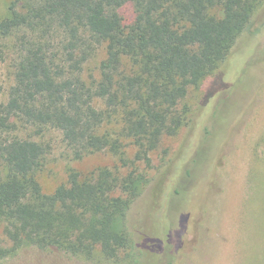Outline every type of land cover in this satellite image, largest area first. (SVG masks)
<instances>
[{
  "label": "trees",
  "instance_id": "obj_1",
  "mask_svg": "<svg viewBox=\"0 0 264 264\" xmlns=\"http://www.w3.org/2000/svg\"><path fill=\"white\" fill-rule=\"evenodd\" d=\"M86 34L107 51L101 80L90 83L82 78L92 50ZM16 36L15 83L0 103V222L9 242L0 244V260L30 247L92 262L131 257L129 212L144 200L145 217L166 225L177 174L173 161L153 180L151 155L186 126L196 135L228 90L217 109L221 149L264 86L258 62L243 60L264 43V0H15L0 18V37ZM209 76L191 110L185 99ZM19 122L57 128L77 158L108 151L119 165L71 170L47 194L39 180L46 147L4 136Z\"/></svg>",
  "mask_w": 264,
  "mask_h": 264
},
{
  "label": "rangeland",
  "instance_id": "obj_2",
  "mask_svg": "<svg viewBox=\"0 0 264 264\" xmlns=\"http://www.w3.org/2000/svg\"><path fill=\"white\" fill-rule=\"evenodd\" d=\"M14 1L0 0V18L9 15ZM85 36L92 50H87L90 57L83 65L82 78L88 83L100 81L101 66L107 59L106 46L91 41V35ZM28 37L34 38L31 34ZM18 39L0 37V103L7 100L15 83ZM249 53L243 60L248 63L253 58L264 73V43ZM212 79L209 76L199 89L190 90L185 104L191 110ZM229 98L228 90L218 94L214 110L196 135L186 126L176 136L165 138L160 149L151 155L153 180L173 161L177 174L167 193L166 225L159 227L156 221L145 217L144 200L139 199L129 212L127 226L135 245L131 257L120 258L118 263L92 262L58 249L30 247L0 260V264H264V86L218 149L217 109L227 105ZM232 112L227 109L224 118ZM4 136L32 140L46 147L39 180L47 194L66 183L71 170L85 175L97 168L113 169L119 165L117 157L108 151L77 158L62 132L54 127L19 122ZM134 154L130 150L128 156L132 158ZM0 176L5 177L1 159ZM4 228L0 222V244L7 246ZM157 239L160 241L153 243ZM164 248L163 261L159 262L158 254Z\"/></svg>",
  "mask_w": 264,
  "mask_h": 264
}]
</instances>
